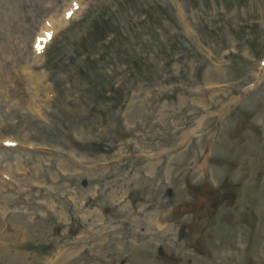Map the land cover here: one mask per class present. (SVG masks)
Segmentation results:
<instances>
[{
    "label": "rangeland",
    "instance_id": "obj_1",
    "mask_svg": "<svg viewBox=\"0 0 264 264\" xmlns=\"http://www.w3.org/2000/svg\"><path fill=\"white\" fill-rule=\"evenodd\" d=\"M63 4L0 0V140L11 138L18 144L10 149L0 145V172L11 175L0 185V264H44L60 249L74 246L72 232L56 227L49 207L60 197L67 203L71 191L77 192L78 173L88 168L86 173L96 174L101 160L77 148L75 141H95L106 152L134 137L129 133L172 132L179 143L173 171L183 165L199 169V150L213 133L218 114L223 116L219 134L201 173L223 184L228 200L218 203L221 224L206 233L208 257L223 244V264H264V177L257 178L264 176V72L260 84L240 98L264 58V0H86L90 9H114L116 29L126 36L96 52L95 62L83 66L85 78L70 66L61 73L56 68L43 72L42 80L38 58L30 52L31 35L47 13ZM84 27L82 21L67 27L62 46L67 38L77 39ZM174 34L179 43L171 61L156 46ZM180 50H185L182 56ZM228 51L235 56L227 61ZM22 68L28 69L25 77L20 76ZM116 78L118 102L126 103L119 114L115 100L95 96ZM220 84V90L204 87ZM114 123L117 134L127 135L116 139ZM123 123L131 127L129 133ZM192 129L198 136L188 134L183 140ZM26 171L28 177L19 176ZM105 182L94 179L97 185L90 189L97 190V207L109 201ZM238 183L232 198L227 185ZM166 263H172L169 256ZM56 264L80 261L70 256ZM102 264L113 263L107 258Z\"/></svg>",
    "mask_w": 264,
    "mask_h": 264
},
{
    "label": "snow or ice",
    "instance_id": "obj_2",
    "mask_svg": "<svg viewBox=\"0 0 264 264\" xmlns=\"http://www.w3.org/2000/svg\"><path fill=\"white\" fill-rule=\"evenodd\" d=\"M69 15H71V14L69 13Z\"/></svg>",
    "mask_w": 264,
    "mask_h": 264
}]
</instances>
